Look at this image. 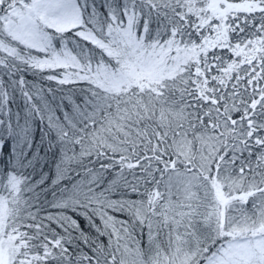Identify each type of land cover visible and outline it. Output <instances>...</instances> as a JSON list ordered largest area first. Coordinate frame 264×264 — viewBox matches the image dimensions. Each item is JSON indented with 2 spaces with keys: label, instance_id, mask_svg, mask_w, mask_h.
Listing matches in <instances>:
<instances>
[{
  "label": "snow or ice",
  "instance_id": "obj_1",
  "mask_svg": "<svg viewBox=\"0 0 264 264\" xmlns=\"http://www.w3.org/2000/svg\"><path fill=\"white\" fill-rule=\"evenodd\" d=\"M0 264H264V0H0Z\"/></svg>",
  "mask_w": 264,
  "mask_h": 264
}]
</instances>
